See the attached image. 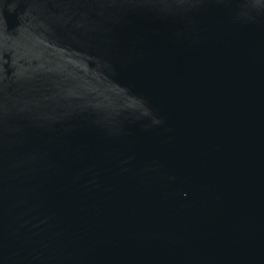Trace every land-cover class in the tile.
Wrapping results in <instances>:
<instances>
[{
	"label": "water",
	"instance_id": "obj_1",
	"mask_svg": "<svg viewBox=\"0 0 264 264\" xmlns=\"http://www.w3.org/2000/svg\"><path fill=\"white\" fill-rule=\"evenodd\" d=\"M0 264H264V0H0Z\"/></svg>",
	"mask_w": 264,
	"mask_h": 264
}]
</instances>
